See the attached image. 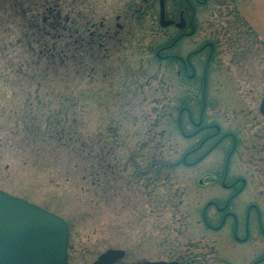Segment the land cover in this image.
Segmentation results:
<instances>
[{
	"label": "rangeland",
	"instance_id": "obj_1",
	"mask_svg": "<svg viewBox=\"0 0 264 264\" xmlns=\"http://www.w3.org/2000/svg\"><path fill=\"white\" fill-rule=\"evenodd\" d=\"M202 1L166 0L167 20L196 10L195 35L175 40L160 0H0V190L66 222L68 264L108 250L125 252L116 264L263 260L247 209L264 229V0ZM193 52L198 86L182 85L177 56ZM203 75V125L237 141L226 184L247 180L231 201L233 138L186 157L215 131L198 133L188 111L192 137L177 128L181 99L200 121Z\"/></svg>",
	"mask_w": 264,
	"mask_h": 264
},
{
	"label": "water",
	"instance_id": "obj_2",
	"mask_svg": "<svg viewBox=\"0 0 264 264\" xmlns=\"http://www.w3.org/2000/svg\"><path fill=\"white\" fill-rule=\"evenodd\" d=\"M159 21L164 28L174 25L166 19L165 0H160ZM260 113L264 117V97ZM68 239V226L62 218L0 190V264H68ZM124 257L123 250H108L93 264H116Z\"/></svg>",
	"mask_w": 264,
	"mask_h": 264
},
{
	"label": "flooded vegetation",
	"instance_id": "obj_3",
	"mask_svg": "<svg viewBox=\"0 0 264 264\" xmlns=\"http://www.w3.org/2000/svg\"><path fill=\"white\" fill-rule=\"evenodd\" d=\"M196 2H197V0H196ZM207 2H208V0H203L202 2H199V3L202 4V5H205ZM165 3H166V0H165ZM178 7H179V9H177V11H178V20L179 21H177V20L175 21L174 20V25H172V27L174 26V28L178 32L177 37H176L175 40H177V39L181 40L184 37H189L190 35L191 36L195 35L194 21L196 19V10H195L194 6H190V4L188 3L187 7H185V6L182 7V5H180V4H178ZM186 12H188V14H185ZM177 25H180L182 27H177ZM188 27H190V33L186 32V29H188ZM207 46L209 47V49L211 51L210 54L212 55L213 52H214L213 44L209 43ZM195 54H196V52L189 53L186 58H184L183 56H177L178 65H179V70L177 72V75H178L179 79L181 80L180 82H181L182 85H184V83H190L191 82V83H195L198 86V81L193 82L196 79V72L194 71L195 70L194 66L191 63V58ZM211 55H210L209 59L206 62V68L208 67V64L211 61L210 60L211 57H212ZM189 69L192 71L191 73L189 72ZM207 84L208 83H207V80H206V76L203 75V79L200 80V82H199V85H200L199 86V96H198L199 97V102H198V106H197V110L200 112V121L199 122H194L193 121V116H192L193 110H191L192 108L190 109L191 106L189 104H186L187 100L185 99L186 101H183L181 99V101H180L181 105H180V108L178 110V116H177L176 122H177L178 131H179V133L181 134L182 137L191 138L192 137L191 135H193V134H190V135L186 134V131L183 128V114L186 113V111H188L190 113V117H189L190 122H191V124H194L197 127V132L198 133L210 132L212 130L215 131L214 134H209V133L207 135L204 134V137L202 138L201 143L199 144V146L196 147V149L192 150L191 152L187 153L186 157L190 153L193 154V153H195V151H198L199 148H202L207 143L208 140H211L212 138L215 139L216 137H219L220 134H221L220 126H218V125H215V126L203 125V117L205 115L206 106H207V100H208L207 99L208 98ZM263 97L261 98V102H262ZM261 102H260V105H261ZM259 111H260V106H259ZM228 136H231L233 138V145H232L231 150L228 152L227 156L225 157L224 169H225L226 174H224V176H223V178L221 179L220 182H221L223 188L226 191L231 192V194L229 195V199H228L229 201H231L235 197H238L239 195H241L245 191V188L247 186V180L241 178L240 180L228 183V185L226 184L228 164H229V161L232 158V156L236 153L237 141H236V138H234V136H235L234 134L226 133V134H223L222 136H220L219 140H217L215 142V143H219L220 144L223 140H226V138ZM213 146H214V144H213ZM213 146H212V148H213ZM201 161H199V162H201ZM182 163H184V165L186 164V165H189V166H194L192 164L187 163L185 158L183 159ZM237 184H240L239 188H236ZM211 204H215V203L210 202V205ZM252 208H255L256 211H257L258 222H259V230L261 232H264L263 226H262V224L260 222L261 221V212L259 211L257 206L250 205L248 207V209H247L248 210V212H247V221H248V217L250 215L249 210H251ZM217 210L222 212L223 210H225V208H224V206H223V208L217 207ZM225 220H224V222H225ZM224 222H223V224H224ZM235 230H237V224L235 225ZM249 234L250 233H249V227H248L246 229V237L244 239H242V240H239L238 238L236 240L242 241L243 244H246V243L249 242V238H250ZM262 259H263L262 261H256L254 264H261L262 262H264V258H262Z\"/></svg>",
	"mask_w": 264,
	"mask_h": 264
}]
</instances>
